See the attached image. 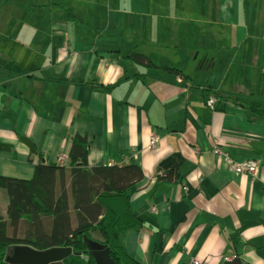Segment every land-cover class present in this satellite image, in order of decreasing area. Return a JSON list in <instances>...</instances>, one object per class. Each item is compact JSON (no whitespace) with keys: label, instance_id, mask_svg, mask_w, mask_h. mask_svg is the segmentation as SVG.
I'll return each instance as SVG.
<instances>
[{"label":"crops","instance_id":"0c3cea01","mask_svg":"<svg viewBox=\"0 0 264 264\" xmlns=\"http://www.w3.org/2000/svg\"><path fill=\"white\" fill-rule=\"evenodd\" d=\"M263 1L0 0V175L69 168L77 133L89 167L143 171L119 237L138 263L264 264Z\"/></svg>","mask_w":264,"mask_h":264},{"label":"trees","instance_id":"16d2710c","mask_svg":"<svg viewBox=\"0 0 264 264\" xmlns=\"http://www.w3.org/2000/svg\"><path fill=\"white\" fill-rule=\"evenodd\" d=\"M246 105L254 114L262 112L255 103ZM71 141L69 168L38 163L31 180L0 175V189L9 197L7 218L0 211V264H13L7 257L15 245L37 250L71 247L80 255L72 254L63 264H96L85 238L105 244L116 264H140L125 252L119 237L141 224L131 207L144 176L141 167L135 163L89 167L86 138L76 133ZM227 264H241V260L235 257Z\"/></svg>","mask_w":264,"mask_h":264},{"label":"water","instance_id":"95a60500","mask_svg":"<svg viewBox=\"0 0 264 264\" xmlns=\"http://www.w3.org/2000/svg\"><path fill=\"white\" fill-rule=\"evenodd\" d=\"M30 144V142H29ZM90 254L96 264H116L111 258L109 248L98 241L84 239ZM72 253L70 247H53L46 250H37L27 245H17L7 260L13 264H60L61 260ZM80 255V253H75Z\"/></svg>","mask_w":264,"mask_h":264},{"label":"built area","instance_id":"2783aa9c","mask_svg":"<svg viewBox=\"0 0 264 264\" xmlns=\"http://www.w3.org/2000/svg\"><path fill=\"white\" fill-rule=\"evenodd\" d=\"M214 102H215L214 98L209 99L210 106H212ZM157 146H158V136L155 131H152L150 134L149 148L154 149ZM213 152L215 153V155L225 160L229 164L231 170L234 171L235 173L241 175L247 173L256 177L258 163L255 160L245 159V160L234 161L230 159L229 155L218 147V141H216ZM68 159H69L68 155L61 154L58 156L57 160L59 163L65 164L68 161ZM225 259L229 260L230 257H225ZM191 264H200V261L197 257H194L191 261Z\"/></svg>","mask_w":264,"mask_h":264},{"label":"rangeland","instance_id":"374dc122","mask_svg":"<svg viewBox=\"0 0 264 264\" xmlns=\"http://www.w3.org/2000/svg\"><path fill=\"white\" fill-rule=\"evenodd\" d=\"M262 12L264 14V1L262 2ZM264 18V17H262ZM180 82L183 81L182 78H179ZM210 99V98H209ZM209 99L206 101V104L211 108V109H214L215 108V102L212 106L209 105ZM215 154V153H214ZM222 159V158H221ZM223 160V159H222ZM225 161V160H224ZM226 162V161H225ZM227 163V162H226ZM6 195V194H5Z\"/></svg>","mask_w":264,"mask_h":264}]
</instances>
